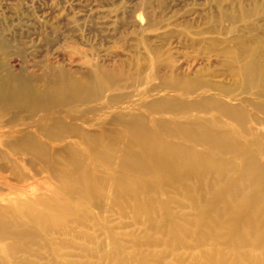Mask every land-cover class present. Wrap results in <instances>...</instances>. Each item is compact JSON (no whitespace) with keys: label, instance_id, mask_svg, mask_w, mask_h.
<instances>
[{"label":"rangeland","instance_id":"374dc122","mask_svg":"<svg viewBox=\"0 0 264 264\" xmlns=\"http://www.w3.org/2000/svg\"><path fill=\"white\" fill-rule=\"evenodd\" d=\"M189 123L264 163V0H0V264L198 263L208 179L131 158Z\"/></svg>","mask_w":264,"mask_h":264},{"label":"bare ground","instance_id":"6f19581e","mask_svg":"<svg viewBox=\"0 0 264 264\" xmlns=\"http://www.w3.org/2000/svg\"><path fill=\"white\" fill-rule=\"evenodd\" d=\"M133 126L140 130L136 122ZM214 132L208 126L200 128L189 123L183 132V144L165 143L162 148L141 138L139 144L146 161L132 156L133 164L137 173L154 179L161 189L164 184L175 183L188 192L185 180L200 184L202 179H208V193L203 200L213 212L191 236L200 245L209 242L219 246L200 248L199 261L193 264H223L224 248L230 252L229 264H264V163L257 154L245 152V147L237 144H227L224 136L217 137L219 133ZM260 136L254 135L252 143L256 151L264 153V134ZM195 146L201 147V152L195 151ZM222 153L231 154V160H220ZM222 226L225 233L220 237L218 229ZM221 241H226L224 247H220Z\"/></svg>","mask_w":264,"mask_h":264}]
</instances>
